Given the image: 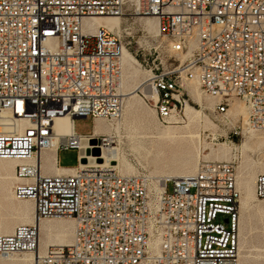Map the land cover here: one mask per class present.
Wrapping results in <instances>:
<instances>
[{"label":"built area","instance_id":"built-area-1","mask_svg":"<svg viewBox=\"0 0 264 264\" xmlns=\"http://www.w3.org/2000/svg\"><path fill=\"white\" fill-rule=\"evenodd\" d=\"M151 16L168 50L182 55L146 80L157 96L147 98L158 120L176 123L187 105L199 106L187 86L195 82L214 101L218 124L234 121L233 100L246 107L247 120L233 125L224 144L235 146L245 129L264 132V0H0V159L21 161L13 194L32 201L38 219L75 222L72 244L42 255L36 223L19 224L0 234L1 257L32 253L35 264H238L236 159L203 160L193 174L163 185L109 161H79L51 174L38 160L50 147L57 157L70 149L80 155L92 143L94 131L59 133L58 117L122 119L124 31L141 30L136 19ZM96 17L126 23L95 27ZM96 142L108 151L116 137ZM255 191L264 200V173ZM221 214L225 220L217 221Z\"/></svg>","mask_w":264,"mask_h":264},{"label":"rangeland","instance_id":"rangeland-1","mask_svg":"<svg viewBox=\"0 0 264 264\" xmlns=\"http://www.w3.org/2000/svg\"><path fill=\"white\" fill-rule=\"evenodd\" d=\"M119 21L120 28L123 29L126 19L121 18ZM136 21L141 25V30L130 27L124 31V42L127 44L124 49L131 55V65L127 67L123 63L122 87L123 92L133 95L135 104L134 109H131L125 99L122 119L112 122L113 128L109 134L116 137L114 163L124 172H140L159 179L192 173L203 160L236 159L240 198L247 192L244 177L249 178L250 193L249 206L241 205L240 198L238 203L241 214L238 264H264V200L255 197V178L259 173H264V133L241 132L235 146L229 142L224 144L233 125L241 126L242 121L244 122V106L239 100H233L229 113L234 121L231 125L218 124L217 115L213 111L214 101L201 94L195 84L187 86L199 106L187 105L185 115L181 114L176 123L166 124L158 120L154 107L147 98L152 97L153 93L146 80L152 75V69L163 65L174 67L182 55L169 51L165 39L157 36L158 24L155 17H138ZM185 57L184 55L183 58ZM97 121L94 122L91 116L75 118L74 132L90 134L93 128L96 129ZM168 131L180 132L183 137L176 139L161 134ZM78 155L79 152L75 149L61 150L59 164L63 167L77 166ZM52 162L53 158L45 161L48 165ZM15 182L14 180L13 184ZM13 184L9 186L10 192ZM168 191L172 192V183H169ZM12 203L8 196L4 198L0 195V220L16 218L13 212L7 210V206ZM225 218L221 214L217 221H224ZM44 220H63L73 226L69 217H46ZM46 248L40 246L39 250L43 252ZM21 257H27L28 264H34L32 255L28 253L14 256ZM11 259L0 257V264H13Z\"/></svg>","mask_w":264,"mask_h":264},{"label":"bare ground","instance_id":"bare-ground-1","mask_svg":"<svg viewBox=\"0 0 264 264\" xmlns=\"http://www.w3.org/2000/svg\"><path fill=\"white\" fill-rule=\"evenodd\" d=\"M152 17H155L157 19L158 34H159V19L157 16H152ZM119 19H121V18H119V17H96L93 19V24L95 27H99L100 25H107L111 28L118 30L120 28ZM124 48H123V52H122V56H121L122 79H121V83H120V90H121V93L124 95V101H125V99H127L128 107L131 109H134L135 101L133 99V95L130 93H125L122 91V87H124L123 63H125V65L127 67H129L131 65V55L127 51V49H124ZM190 84H195L198 87L197 83H195V82H191ZM150 90L153 93L152 97L151 96L150 97L156 99L157 98L156 93L151 86H150ZM243 106H244V109L246 112V118L244 120V122H245L248 118V113H247V110H246V107L244 104H243ZM124 107H125V105H124ZM123 113H124V111H123ZM240 113H241V110H240ZM228 114L230 115L229 109H228ZM104 121H100V120L97 121V127H96V129L93 130L94 131L93 140L95 139V141H96V139H98V136H100V135H106V136H109V135L112 136L113 135V134H109V133H111L112 128H113L112 122L106 121L107 122L106 123ZM23 128H24V126H21L20 130H22ZM55 129L61 134H64V135L69 134L73 130V120L68 115H63L61 117H58L55 120ZM245 132L253 133V132H257V131L245 129ZM161 134L162 135L164 134L166 136H169L171 138H176V139H180L181 137H183V136H181L182 133L176 132V131L161 132ZM90 148H92L93 150L99 149V154H94L91 152V153H84V154L78 155V159L82 165L87 164V163H103L104 161H107V162L109 161V162L114 163V157H115V148L114 147L109 148L108 151H106L105 149L102 150L100 148V146L97 144V142H95V143L90 144L88 149H90ZM48 149H53V150H55V153H56L55 147L47 148V149L43 150L42 152H44ZM41 155H42V153L40 154V156L38 158L40 164H41ZM57 158L58 157H57V153H56V158L53 157V162L51 164V166L56 169V173L68 172L69 170L67 168L66 169H60V168H64V167L57 166V164H56ZM20 162L21 161H19L17 159H0V195H1V197H4V198H6L8 196L13 201V203L11 205L7 206V210L13 212V215L16 217L15 219L14 218L13 219L8 218V219L0 220V234L11 233L14 230V228L19 224L36 223V225L38 226V229H39L38 253L40 255L44 254L46 252L47 248L50 246H69V245H71L73 242V239H74V232H75V222L72 218H71L73 221L72 227L69 225V223H67L63 220L52 222V221H48V220H43L44 218L38 219L35 215V207H34V204L32 201H30V200H18L15 198V196L13 194V190L11 192L9 191V186L11 184H13L14 180L17 181L16 175H15V170H16V166ZM41 167H42V164H41ZM42 169L45 172H47L44 168H42ZM194 172L186 173V174H182V175L159 177V179H157V180L159 181V183L161 185H163L164 181L168 177H181L184 175L193 174ZM125 173H129V172H125ZM131 173H133V172H131ZM51 174H53V173H51ZM243 182H244V185L247 189V192L245 194H243V196H241V198L239 197L240 203L243 206H249V199H250V193L248 191L249 190V178L244 177ZM237 186H238V179H237ZM238 189H239V186H238ZM239 192H240V190H239ZM255 197H256V191H255ZM256 199H257V197H256ZM258 200H260V199H258ZM238 203H239V200H238ZM1 207H4V205L1 204ZM53 232H56V233L53 234ZM239 234H240V230H239ZM69 237H72V238H69ZM40 238H41V240H40ZM40 241H41V245H43L44 247H47L46 250L43 252H41L39 250L40 249ZM28 254L32 255V260H33V263L35 264L36 259H37V255L34 256V254H32V253H28ZM14 256L15 255H12L9 257H1V256L0 257L7 259V260L12 258L10 261H12L13 264H28V258L27 257L14 258Z\"/></svg>","mask_w":264,"mask_h":264},{"label":"crops","instance_id":"crops-1","mask_svg":"<svg viewBox=\"0 0 264 264\" xmlns=\"http://www.w3.org/2000/svg\"><path fill=\"white\" fill-rule=\"evenodd\" d=\"M53 157L56 158V153H55V150H53V149H48V150L42 152V155H41L42 168H44L48 173H56V169L54 167H52L50 164L48 165L45 163L46 160L51 159ZM58 158H59V154H58ZM61 167H63V166H61ZM60 169H66V168L64 167V168H60ZM40 240H41V238H40ZM40 246L44 247L43 245H41V241H40Z\"/></svg>","mask_w":264,"mask_h":264},{"label":"water","instance_id":"water-1","mask_svg":"<svg viewBox=\"0 0 264 264\" xmlns=\"http://www.w3.org/2000/svg\"><path fill=\"white\" fill-rule=\"evenodd\" d=\"M85 143H86V141H84ZM96 141H95V139L94 140H92V143H95ZM94 153V154H99V149H94V150H90V149H87L86 151L84 150V149H81L80 150V154H84V153ZM226 222H227V220H226Z\"/></svg>","mask_w":264,"mask_h":264}]
</instances>
